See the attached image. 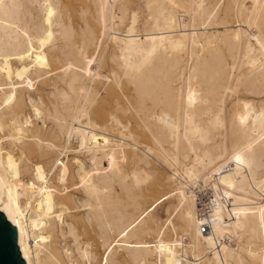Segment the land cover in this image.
Returning a JSON list of instances; mask_svg holds the SVG:
<instances>
[{"label":"bare ground","instance_id":"obj_1","mask_svg":"<svg viewBox=\"0 0 264 264\" xmlns=\"http://www.w3.org/2000/svg\"><path fill=\"white\" fill-rule=\"evenodd\" d=\"M0 211L26 264H264V0H0Z\"/></svg>","mask_w":264,"mask_h":264},{"label":"water","instance_id":"obj_2","mask_svg":"<svg viewBox=\"0 0 264 264\" xmlns=\"http://www.w3.org/2000/svg\"><path fill=\"white\" fill-rule=\"evenodd\" d=\"M0 264H26L17 243V229L0 211Z\"/></svg>","mask_w":264,"mask_h":264},{"label":"rangeland","instance_id":"obj_3","mask_svg":"<svg viewBox=\"0 0 264 264\" xmlns=\"http://www.w3.org/2000/svg\"><path fill=\"white\" fill-rule=\"evenodd\" d=\"M158 211H159V214H160V215L164 216V214H163V210H162V209H159ZM98 253H99V255L102 253V248H99Z\"/></svg>","mask_w":264,"mask_h":264}]
</instances>
